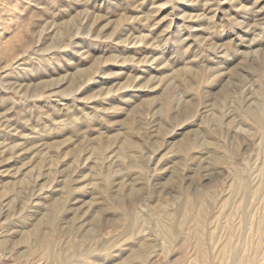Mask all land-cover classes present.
Wrapping results in <instances>:
<instances>
[{
    "label": "rangeland",
    "instance_id": "obj_1",
    "mask_svg": "<svg viewBox=\"0 0 264 264\" xmlns=\"http://www.w3.org/2000/svg\"><path fill=\"white\" fill-rule=\"evenodd\" d=\"M260 107L264 0H0V264H264Z\"/></svg>",
    "mask_w": 264,
    "mask_h": 264
},
{
    "label": "bare ground",
    "instance_id": "obj_2",
    "mask_svg": "<svg viewBox=\"0 0 264 264\" xmlns=\"http://www.w3.org/2000/svg\"><path fill=\"white\" fill-rule=\"evenodd\" d=\"M253 79V78H252ZM256 91V90H255ZM251 95V94H250ZM255 95V94H254ZM253 95V96H254ZM259 96V95H258ZM258 99V98H257ZM242 100V99H241ZM259 107V106H258ZM261 108L262 107H260V110H259V108L258 109H256V110H253V122L252 123H255V126H256V128L257 127H260L261 129L263 128L264 129V117H263V115H262V113H263V109L264 108H262V110H261ZM252 111V110H251ZM216 113V112H215ZM248 113V112H247ZM239 120V119H238ZM238 120L236 119V121L238 122ZM239 123V122H238ZM238 123H236V124H238ZM234 124H235V122H234ZM242 124V123H241ZM254 126V127H255ZM216 129V128H215ZM219 130V129H218ZM250 133V132H249ZM264 137V136H263ZM260 139H261V137H260ZM259 139V140H260ZM263 140H264V138H263ZM262 140V141H263ZM129 142V141H128ZM264 142V141H263ZM264 144V143H263ZM246 147V146H245ZM262 163V162H261ZM247 175V174H246ZM244 176L243 178H242V181H241V183H243L242 184V186H243V190H245L246 189V186H248L249 184H247V182L249 181L248 179H247V176ZM251 176V175H250ZM248 180V181H247ZM259 182V181H258ZM249 183V182H248ZM235 189V188H234ZM236 194V193H235ZM200 223V222H199ZM200 228V227H199ZM195 232L196 233H198V224L196 225V227H195ZM163 233V232H162ZM165 235V234H164ZM170 238V237H169ZM169 239H167V241H168ZM199 240V239H198ZM174 241H176V239L175 240H173L172 242H174ZM196 246V245H195Z\"/></svg>",
    "mask_w": 264,
    "mask_h": 264
}]
</instances>
